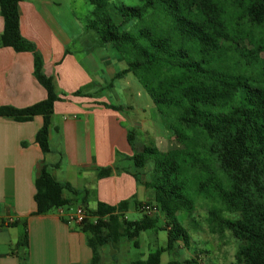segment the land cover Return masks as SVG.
Segmentation results:
<instances>
[{
    "label": "trees",
    "instance_id": "obj_1",
    "mask_svg": "<svg viewBox=\"0 0 264 264\" xmlns=\"http://www.w3.org/2000/svg\"><path fill=\"white\" fill-rule=\"evenodd\" d=\"M86 1L93 7L86 29L94 31L102 44L110 43L127 65L112 83L133 74L178 143V148L166 152L145 145L130 157L138 168L151 165L146 186L154 192L150 204L158 210L155 215L140 211L139 219L129 220L126 212L131 206L140 210L142 203L137 201L86 206L89 218L80 226L93 251L89 264L101 263L100 248L109 241L126 238L138 247L142 232L162 228L160 216L167 245L131 264H160L161 255L175 253L179 242L189 247L192 237L179 218L197 206L187 169L196 175L197 194L219 204L207 207L210 232L224 237L229 231L239 241L234 264H264V0ZM19 2L0 0L4 22L0 47L33 54L34 75L47 97L23 108L0 106V117L29 121L42 116L36 141L47 154L52 117L61 97L54 78L44 72L42 54L21 33ZM245 65H255L259 72L249 76ZM79 94L81 90L74 93ZM128 140L133 144L132 132ZM113 171L108 166L97 174L104 178ZM35 187L34 215L69 209L75 203L64 196L65 191L81 193L58 182L44 162ZM93 217H99L97 223ZM15 224L22 229L17 248L25 250L21 259L26 262L28 220ZM184 263L196 264L197 259Z\"/></svg>",
    "mask_w": 264,
    "mask_h": 264
},
{
    "label": "crops",
    "instance_id": "obj_2",
    "mask_svg": "<svg viewBox=\"0 0 264 264\" xmlns=\"http://www.w3.org/2000/svg\"><path fill=\"white\" fill-rule=\"evenodd\" d=\"M63 2H19L21 33L42 54L44 72L54 78L61 100L55 105L47 154L36 141L44 122L42 116L29 121L0 117V264H89L93 258L89 235L80 225L68 223L57 211L34 215L37 209L35 180L42 162L58 182L69 183L81 192L79 195L67 190L64 193L66 198L74 200L76 207L95 209L99 202L117 205L126 200L151 203L146 199L147 194L154 195L146 186L151 165L138 168L130 159L145 146L137 150L136 135L140 132L156 142L160 140L161 147L169 137L173 140L167 132L160 131V118L163 117L144 87L139 89L131 79V73L117 79L126 80L125 90L121 91L122 97L128 95L124 104L108 102V92L115 88L112 79L127 65H120L124 61L110 43L102 44L94 31L84 29L80 23L75 24L76 32H68L61 22L64 17L59 6ZM3 28L0 14V34ZM84 37L85 43L80 44L78 41ZM78 90L81 94L74 95ZM135 90L138 95L140 92L141 102L134 100ZM46 97V89L34 75L33 54L0 47V106L23 108ZM106 104L119 109L108 108ZM126 109L130 112L128 117L124 115ZM154 110L158 112L157 118ZM111 112L116 116L113 117ZM162 122L171 132L163 119ZM130 132L134 135L133 144L128 140ZM114 134L122 144L115 143ZM108 166L114 167L113 173L99 178L98 170ZM132 209L140 211L131 206L126 212L127 218ZM23 219L28 220L29 234L26 262L21 259L25 250L17 248L22 229L15 224ZM163 227L164 224L158 230ZM128 243V239L122 238L103 245L100 248L101 263L131 264L146 260L153 252L144 259L128 263ZM180 243L183 242H179L178 248H182ZM162 255L160 264L173 262L164 263ZM194 259H197L196 264H212L209 258L198 256ZM185 260L177 262L185 264Z\"/></svg>",
    "mask_w": 264,
    "mask_h": 264
},
{
    "label": "rangeland",
    "instance_id": "obj_3",
    "mask_svg": "<svg viewBox=\"0 0 264 264\" xmlns=\"http://www.w3.org/2000/svg\"><path fill=\"white\" fill-rule=\"evenodd\" d=\"M128 3L135 4L137 3L136 0H126ZM70 2V3H67ZM59 9L62 10L60 14L63 13V19L61 20L63 27L71 32H76L75 24H81L84 29L86 28V25L89 21V19L92 17L91 11L93 10L92 5L86 1V0H64L63 4L59 6ZM82 30V29H81ZM87 30V29H86ZM85 31V30H82ZM174 38H176V34H172ZM264 37V34L262 35ZM86 37L80 39L78 42L85 43ZM74 45H71V48ZM264 55V54H263ZM222 61V59L220 60ZM120 65L122 67H126L125 62H121ZM234 65V64H233ZM243 71L247 73V75H252L255 77V75L259 72V69L255 67V65H245L243 67ZM240 72V68L238 70ZM131 79H134V83L138 85L141 89L142 84L139 82V80L132 74ZM110 80V79H108ZM118 81V82H117ZM126 80H115V88L111 90L112 92H108V102H113L114 104H124L126 98L122 97L121 91L125 90L124 85H126ZM136 81V82H135ZM119 83V84H118ZM139 98H136V95L134 97V100L136 102H141L142 99L140 98V92H138ZM146 99H149V96L145 92ZM120 98V99H118ZM121 102V103H120ZM155 118L158 116V112L155 110ZM113 117L116 116L114 112H111ZM129 111L126 109L124 112L125 117H128ZM122 119V118H121ZM160 124L161 129L163 132H167L168 135H171L173 137V140L166 139L165 146L161 147V144H159L158 140L157 142L153 138H149L146 135H142L140 132L137 133V144L136 148L137 150L141 149L142 145H148V146H154L157 147L160 151L162 150H168L172 148H178V143L174 140V136L171 132H169L163 122L162 119L165 121L164 118H160ZM172 122H175L174 120H171ZM169 124L166 122V125ZM114 141L117 144H122V141L114 134ZM159 136H157L158 138ZM152 144V145H151ZM124 145V142H123ZM180 148V146H179ZM195 173L189 169L186 170V177L187 182L190 185L191 189V195L195 199L196 203V210L192 213L187 214H179V218L182 220V223L187 228L188 232L190 233L192 240L189 244V247H183V243H180L182 248H177L175 253L166 252L162 255L163 262H170V261H183L185 259H193L199 257L206 258L212 262V264H234L235 263V253L239 245V241L233 237L231 232H226L225 236H220L219 234H213L209 230L208 226V213H207V207H212L215 205L216 207L219 206L217 202H212L210 199H205L203 196H199L196 192V180ZM146 199H150L152 202L154 201V195L152 197L150 194L146 195ZM205 202V203H203ZM77 205L74 204L73 208H75ZM128 219L129 220H136L139 219L142 216V213L140 211H137L135 209H132L128 213ZM164 224V219L162 216H160V223L159 226L162 227ZM130 251L128 253V263L131 260L136 259H144L148 255L150 251H154L157 248L165 247L167 245V233L163 230L153 231L148 230L142 232V234L139 237V247H135L132 242L128 243ZM111 252V251H110ZM111 256V254H110ZM108 255V259L110 257ZM101 264H104L102 261ZM105 264H107V261H105ZM124 264V263H123Z\"/></svg>",
    "mask_w": 264,
    "mask_h": 264
},
{
    "label": "built area",
    "instance_id": "obj_4",
    "mask_svg": "<svg viewBox=\"0 0 264 264\" xmlns=\"http://www.w3.org/2000/svg\"><path fill=\"white\" fill-rule=\"evenodd\" d=\"M140 211L150 216H153L158 212L156 206L150 203H142L140 206ZM57 213L62 219L66 220L68 223H75L78 225L84 224L89 218V215L83 206H78L75 208L71 207L69 209L59 208L57 209ZM108 217L109 215H107L105 219H108ZM98 219L99 217L92 218L95 223H97Z\"/></svg>",
    "mask_w": 264,
    "mask_h": 264
}]
</instances>
